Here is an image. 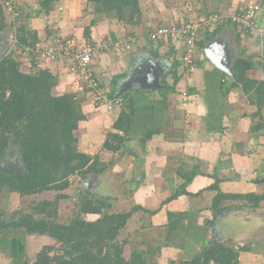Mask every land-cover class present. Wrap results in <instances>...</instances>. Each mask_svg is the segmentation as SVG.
Listing matches in <instances>:
<instances>
[{"label":"trees","instance_id":"1","mask_svg":"<svg viewBox=\"0 0 264 264\" xmlns=\"http://www.w3.org/2000/svg\"><path fill=\"white\" fill-rule=\"evenodd\" d=\"M60 1L38 0V12L50 14ZM87 1L92 4L93 14L96 15L92 23L97 19H115L120 24L138 26L142 22L140 0ZM16 3V10L20 14L22 7L20 0H16ZM18 16H16V20L19 18ZM229 24L235 26L241 35L252 36L238 23L228 20L212 31L203 32L200 39L196 41L197 46L202 47L221 28ZM7 27L2 0H0V33ZM90 30V27H86L84 30L87 41L91 36ZM126 36H137V34L128 32ZM40 38L38 30L25 23L17 27L16 46L27 57L30 56L27 63L28 71L23 70V62L12 51L0 57V166L10 158H16L20 167L18 172L0 168V198L7 194H18L25 197L49 190H55L58 193L54 200L45 199L33 202L27 208L14 210L10 215L0 212V242L6 232L13 229L24 230L28 235H47L55 241L42 246L34 260L24 259L18 264H152L150 255L161 251L162 245L150 247L146 251L134 248L130 255L126 256L125 246L128 240L121 239L120 234L135 212L142 210L150 214H157L158 210L146 209L142 205L136 204L128 211H107L94 220H89L81 212H77L67 222H61L58 202L62 198L68 197L62 191L70 185V177L79 175L86 178L90 174H102L114 164L113 160L109 162L102 160L99 153L92 155L79 147V136L76 131L80 122L89 119L82 108L85 102L93 99L95 107L105 104L106 108H109L108 105H110L109 109L112 110L120 108L113 123L115 131H109L103 144V147L109 151H127L136 156L137 146L145 147L148 140L159 131L152 129L146 135L134 134L132 124L137 109L135 97L131 94V90H125L120 96H116L118 92L116 84L122 75L113 77L109 89L103 84L102 93L106 94L107 103L95 100L89 94L90 88L86 83H83V90L80 92L69 90L60 94L55 93V89L60 84V76L55 70L58 71L59 68L56 62L52 64L55 69L50 65L43 68L37 66L40 53L36 49L48 43ZM59 38L55 37L54 40ZM65 40L63 38L61 41L71 51L73 48ZM149 43L151 45L157 42L150 41ZM154 46L157 48H152L153 52L157 53L159 47L158 45ZM169 47L172 52H176L174 44L169 43ZM95 51L105 52L108 50L97 48ZM95 51L92 50V58ZM202 63V60L196 59L195 70L203 66ZM59 64L60 66L65 65L62 62ZM177 64L179 65L178 61L176 66ZM92 68L95 76L98 77L99 75L95 73V64L92 65ZM232 69L236 74L235 78L216 69L220 74L217 80L219 98H227L233 90L243 91L248 101L256 106V110L251 116L249 134H259L258 136L262 135L264 138V133H259L264 129V80L249 75L251 70L264 71V61L256 59L254 56L238 54L232 64ZM178 76H176L175 82L180 79ZM166 78L163 80L165 84H167ZM174 88V86L167 85L166 90L168 92ZM161 92V99L151 103V110L154 112L158 110L156 104H163L164 109L167 108L165 103L167 102V92L165 89H162ZM87 96L91 98L89 99ZM219 112L217 111V114ZM129 141L133 142L132 146L128 144ZM256 141L258 142V140ZM247 142L249 140L240 141L236 145L240 146V149L245 146L249 148L247 145L244 146ZM252 152L250 151L249 154ZM200 168L201 165L197 162H184L183 165H180L176 170L178 184L173 193L163 201V205L182 195L200 197L204 191L212 192L209 207L212 217L206 220V224L212 228L213 232L193 255L188 258L172 259L168 264H241V254H251V243L235 246L231 241H225V238L222 240L219 231L222 222L220 218H224L234 210L255 212L262 208L264 191L261 193L255 190L245 193L224 191L221 188V183L226 178L219 177L218 165L215 166L212 173L207 174ZM199 174L207 175L214 181L197 192H191L188 186ZM251 180L253 185H256L264 181V177L255 175ZM139 182H136L135 189L139 186ZM94 196L95 192L87 187L82 188L77 203ZM237 201H242V204L235 203ZM189 213L186 210L167 211L168 240L164 243L165 246H170L174 233L185 227ZM243 260L249 261L248 258ZM7 264L17 263L9 262Z\"/></svg>","mask_w":264,"mask_h":264},{"label":"rangeland","instance_id":"2","mask_svg":"<svg viewBox=\"0 0 264 264\" xmlns=\"http://www.w3.org/2000/svg\"><path fill=\"white\" fill-rule=\"evenodd\" d=\"M178 2L182 4L183 0H178L176 4ZM185 2L186 11L192 12L195 3H191L189 0ZM20 3L22 7L17 20L12 17L11 13L5 14L4 12L8 27L0 33V43L2 42L0 57L11 51L14 52L17 58L23 62L24 71L29 70L27 63L30 56L27 57L16 46V30L22 23L39 29L42 32L40 38L42 41H54L55 37H60L56 41H61L64 38L79 50L89 49V47L94 51L97 48H105L108 50L105 52L116 57H124V52L131 50L130 48L138 41L142 44L143 41L142 39L140 41V38L144 39V43L152 41L147 38L148 31L146 29L143 33H139L142 35L141 37L132 36L137 42L127 49L119 42L128 34V32H122L124 25L117 23L115 19L106 21L97 19L92 23L96 15L93 14L92 4L87 0H61L56 4L55 9L47 15L38 12V0H20ZM171 3L175 4V2ZM164 6L163 2L161 8ZM149 14L150 12L146 16ZM86 27L91 29L89 41L84 35ZM112 31L115 32V36L112 35ZM154 45H158L160 50L164 49L157 43L151 44V47L157 48ZM168 45L169 43L164 47L166 48ZM176 48L178 49V47ZM94 56L95 54L93 58ZM180 61H182L181 58ZM93 63L95 64L94 59ZM52 64L49 65L55 69ZM65 66H60L58 71L55 70L60 76V84L54 92L60 94L69 90L83 89L84 81L69 73ZM102 70L95 69V73L100 76L102 83L109 89L113 74L109 66ZM180 71L187 72L186 68L180 66L173 72L178 74ZM197 71L201 72L200 69H196L194 72L189 71L190 75L187 74V79L186 73H184L182 79L180 78L181 84L177 85V100L173 98V100L165 102L166 106L169 103L168 107L175 106L172 109H176L174 112L172 111L173 116L170 121H167L166 124L162 121L161 130L167 135V138L163 136L165 141L150 140L143 149L138 146L135 151L136 156L127 151L113 152L103 147L109 131H115L113 123L116 120L118 108L113 111L106 108L104 104L96 107L101 108L97 110L93 105V99L87 96L90 101L85 102L82 108L89 119L81 122L76 131L79 136V147L92 155L99 153L102 160L106 162L113 160L114 164L102 174H93L92 178L89 176L83 178L79 175L70 177V185L62 191L68 197L62 198L58 202L61 222H67L77 212H81L89 220H94L107 211H128L136 204H140L146 209L158 210L157 214H150L142 210L135 212L127 226L121 231L120 238L128 240L125 246L126 256H129L134 248L146 251L150 247L162 245L161 251L150 255L151 262L152 264H168L172 259L188 258L193 255L213 232L212 228L206 224V220L212 217V211L209 209L212 192L204 191L200 197L182 195L176 201L163 205V201L175 189V182L178 178L176 167L181 164L180 161L182 162L184 159V162H191V157L197 154L198 158L195 160L201 165L200 170L206 174L212 173L215 166L218 165L219 177L231 179L230 182L224 180L221 183V188L225 191L243 193L251 190L259 193L264 191V181L253 185L251 180L255 175L264 177V138L262 135L258 136L259 134H249L248 131L256 106L248 101L243 91L239 90L232 91L235 93L232 96L234 99L225 102V110L222 109L217 115L211 111L205 97L202 98L203 94L201 97L198 94L196 101L190 102V99H186L189 94L187 87L197 84V80H195ZM215 72L216 75H220L219 71L215 70ZM210 85L212 84H208V86ZM218 86L217 83V92ZM208 94L210 95L211 92L206 87V95L208 96ZM156 109H164L163 104H156ZM210 113L216 116H211ZM225 113H229L230 117H225ZM247 140L249 142L244 146L247 145L249 148L245 146L242 149L249 151L245 154L246 157H242L239 153L240 146L236 144ZM128 144L132 146L133 142L129 141ZM137 145L140 144L137 143ZM250 151L253 152L249 154ZM173 153L176 155L175 157L169 156ZM17 161L16 158H10L3 165L15 168L19 165ZM143 171H145L144 174ZM204 180L208 183L203 184L202 181L201 187L214 181L213 178L207 176L204 177ZM138 181H140L139 186L135 189ZM85 187L93 189L95 196L90 199L85 198L78 204L79 193ZM192 189H195L196 192L199 188L193 187ZM57 193L58 191L49 190L25 197L18 194L4 195L0 198V212L10 215L14 210L27 208L33 202L45 199L54 200ZM235 203L242 204V201ZM261 205L262 208L256 212L234 210L226 217L225 221H223L224 218H220L223 222L219 226V231L225 235V237H221L222 240L225 238V241H231L235 246L251 243V254L248 255L249 261H252L250 264L253 262L264 264V202ZM168 210H186L190 213L187 216L185 227L174 233L170 246H165L164 243L168 240ZM54 242L47 235H28L21 229L9 230L0 242V264L9 262L18 264L24 259L34 260L42 246Z\"/></svg>","mask_w":264,"mask_h":264},{"label":"crops","instance_id":"3","mask_svg":"<svg viewBox=\"0 0 264 264\" xmlns=\"http://www.w3.org/2000/svg\"><path fill=\"white\" fill-rule=\"evenodd\" d=\"M177 1L178 0H171V2H175V4H173L170 2V0L169 1L167 0H140V7L142 10V22L138 26H127L123 24L124 26H122L123 28L122 32L123 31L130 32V33L133 32L137 34L138 37H141L142 35H139V33H143V31H145L146 29L148 31L150 29H153L158 26L165 25V24L177 23L185 18L187 19V18L203 17L207 15L208 13H210V11L211 12L212 11H226L227 12V11L239 9L247 5L248 3L259 4L260 11L258 14V19L261 22V24L264 25V0H189L191 3L192 2L195 3V5H193L194 10L189 13L186 11L187 5L185 2L188 0H183L182 4L181 2L180 3L178 2L176 4ZM163 2L165 6L161 8V4ZM148 12H150V14L149 16H146ZM70 14H72V12H70ZM38 32L41 37L42 32L39 31V29H38ZM122 32H119V33H122ZM239 33H240L239 30L235 26L231 24L226 25L223 28H221V30L213 38L206 41L202 47L198 46V49H197V60H202L203 61L202 64L204 65V63H206V65L200 66L197 68V70L198 69L201 70V72L197 71L198 74L195 77V80H197V84L192 87L190 86L187 87L188 88L187 93L189 94L187 95L186 99H190V102L192 101L194 102L196 101V98H197L196 96L198 94H199V97H201V94H203L202 98L204 99L205 97V99L209 102V106L212 109L211 111H213L216 115H217V111H221L222 109L225 110V107H224V105H226L225 102L232 101V99H234V97L232 96L235 93L231 92L229 96L224 99L219 98L216 88H217V83H218L217 80L220 75H216L217 73L215 72V70L218 68L212 63L210 58L207 56L205 49H204L205 44L210 41H214V40H219L221 42H224L225 44H222V45H225V48H227L230 54V57H231L232 64L234 63V60L238 54H242L244 56H254L256 59H261L262 61H264V40L258 37H254V36L249 37V36L241 35V33L240 34ZM113 34H115V32L112 31V35ZM141 39L143 41L142 44H140V42L138 41L136 45H133V47L130 48L131 50L124 52L125 58L121 56L119 57H116L113 55L111 56L110 53H107V52H97L96 54L94 53L95 56L93 59L95 60L96 69H98L99 71H103L102 69L104 68L106 69V67L109 66V69L111 70L113 74L112 79L115 75H122L119 78L118 83L116 84V88L118 91V92L116 91L117 92L116 96H120L125 90L132 91L131 94L134 95L136 106H137L136 114H135L133 124H132V130L135 132L134 134L146 135L148 134V132H150V130L157 129L159 133L154 134L148 141L150 140H153V141L164 140L165 141L163 136L167 138V135L166 133L164 134L161 130L162 121L163 123L165 122V124L167 121H170V118L173 116L172 111L174 112V110H176V109H172L175 106L168 107L170 105L168 103L167 108H165L164 110L162 111L157 110L156 112H154L153 110H151V103L154 100L161 99L162 97L161 90L165 89V92H167L166 90L167 85L175 87L174 90H169L166 93L167 102H169L170 100H173V98L177 100L176 98L177 91H178L177 85L181 84L180 80L185 75L184 73H186V76H185L186 79L188 78V75L190 74H188V72L180 71V73L178 74L175 72L176 73L175 75V73L173 72V71H176V68H178L179 66L182 67V61H180L181 55L179 56V53L181 52V48L177 49L176 48L177 46H176L175 47L176 52H172L170 50L169 45L165 48L164 47L165 45L163 43H160V44L157 43L161 45L160 47L162 49L163 48L164 49L160 50L159 48L158 52L156 53V52H153V49L151 45H149L148 41H145L144 43V39L140 38V41ZM49 42L51 41H48V43ZM222 49L224 48L222 47ZM177 61L179 62V65L177 64L176 66ZM56 65L58 66V68L60 67V64L56 63ZM153 71H159L160 73L161 86L159 88L144 89L140 86L138 82L134 83L136 79L144 77L145 75L150 74ZM178 75L180 76L181 79L175 82L176 76ZM249 75L264 80V71L262 70L260 71L251 70L249 71ZM165 77H167L166 78L167 84L163 82ZM192 77L193 76L191 74V78ZM171 82L173 83L171 84ZM208 84H212V85L208 86ZM206 87L210 89V92H211V94L210 95L208 94V96L206 95ZM81 90L75 89L73 91L80 92ZM88 96L90 95L88 94ZM193 107L195 106L193 105ZM96 109L100 110L101 108H96ZM116 109L117 108H114L113 111H115ZM119 112H120V108H118L116 116H118ZM210 115L216 116V115H212V113H210ZM96 116L97 114L95 115V117ZM225 117L227 118L230 117V114L225 113ZM263 130H261V132L259 133H264ZM148 147H151V146L148 145ZM137 149L138 148H136V150ZM247 152L248 151L246 150H242V149L239 150V153L242 157L243 156L246 157L245 154ZM169 156L175 157L176 155H174L173 153V155L169 154ZM196 158H198L197 154H194L191 157L192 159L191 162L198 163V161L195 160ZM184 161H185L184 159L182 160V162L180 161L181 164H179V166L183 165ZM179 166L176 167V170L178 169ZM206 176L207 175L204 176V174L197 175L194 178L193 182L188 186V189L191 192H195L194 191L195 189H192L193 187L196 189L199 188L197 189V191L205 188L206 185L201 187V182L203 181V184L208 183V181L204 180V177ZM178 181L179 179H176V182H175L176 185L178 184ZM225 181L230 182L231 179H226ZM226 191H229V190H226ZM230 214H227L224 217L223 221H225L226 217H228ZM222 236L225 237L223 232L221 233V237ZM248 255L249 253L241 254V261H242L241 264H250L252 262V261L243 260V259L248 258ZM255 263L253 262V264Z\"/></svg>","mask_w":264,"mask_h":264},{"label":"built area","instance_id":"4","mask_svg":"<svg viewBox=\"0 0 264 264\" xmlns=\"http://www.w3.org/2000/svg\"><path fill=\"white\" fill-rule=\"evenodd\" d=\"M16 4V0H3L2 6L5 14L11 13L12 17L16 18L19 15L16 10ZM188 9L190 10L191 8ZM259 11L260 6L257 3H249L242 8L227 12L212 11L203 17L185 18L181 22L165 24L150 29L148 30L147 38L153 42H161L165 45L172 43L181 48L182 67L186 68L187 72H194L198 49L196 41L200 39L203 32L212 31L228 20L238 23L250 35L264 40V25L258 19ZM119 42L129 49L137 41L134 37L127 36ZM69 45L73 48L71 51L65 47L62 41L54 40L49 42V44L41 45V48L36 49L40 53L37 66L43 68L55 62L64 64L67 61L65 63L67 71L76 75L80 80L84 81V84L88 85L90 88L89 94L95 100L107 103V96L102 93L103 83L100 80V76H95L92 68L94 64L92 58L93 48L89 47V49L79 50L74 45ZM108 107L111 108L110 105Z\"/></svg>","mask_w":264,"mask_h":264},{"label":"water","instance_id":"5","mask_svg":"<svg viewBox=\"0 0 264 264\" xmlns=\"http://www.w3.org/2000/svg\"><path fill=\"white\" fill-rule=\"evenodd\" d=\"M1 43H0V46H1ZM222 44H225V43L219 40L210 41L205 44V48H204L205 52L207 56L210 58V60L212 61V63L218 69L222 70L224 73L235 78L236 74L232 69V62H231L230 54L227 48H225V45H222ZM222 47L224 49H222ZM135 82L136 83L138 82L140 86L144 89L159 88L161 86L160 73L159 71H153L150 74L145 75L144 77L136 79L134 83ZM0 168L7 169L10 171H15V172L20 171V167L18 165L15 168H10L5 165H1Z\"/></svg>","mask_w":264,"mask_h":264},{"label":"flooded vegetation","instance_id":"6","mask_svg":"<svg viewBox=\"0 0 264 264\" xmlns=\"http://www.w3.org/2000/svg\"><path fill=\"white\" fill-rule=\"evenodd\" d=\"M93 177V174H90L89 175V178H92ZM90 190H92L93 192H94V190L93 189H91V188H89Z\"/></svg>","mask_w":264,"mask_h":264}]
</instances>
